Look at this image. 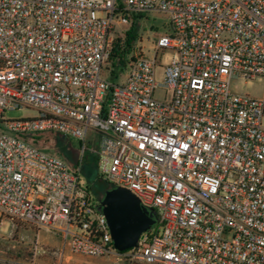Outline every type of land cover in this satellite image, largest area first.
<instances>
[{"label": "built area", "instance_id": "2783aa9c", "mask_svg": "<svg viewBox=\"0 0 264 264\" xmlns=\"http://www.w3.org/2000/svg\"><path fill=\"white\" fill-rule=\"evenodd\" d=\"M146 14L168 18L167 32L151 57L133 42L121 80L107 81L115 39ZM257 76L264 0H0V224L57 235L90 257L264 264V94L229 89ZM22 108L37 116H3ZM44 133L78 142L73 170L30 141ZM85 158L152 212L135 247L114 249L79 176Z\"/></svg>", "mask_w": 264, "mask_h": 264}, {"label": "rangeland", "instance_id": "374dc122", "mask_svg": "<svg viewBox=\"0 0 264 264\" xmlns=\"http://www.w3.org/2000/svg\"><path fill=\"white\" fill-rule=\"evenodd\" d=\"M168 24L169 19L162 15H143L137 19V38L134 44L141 47L145 56H153V51L150 49L151 44L155 36L167 32ZM171 56L170 53H165L161 57L160 63L156 65L155 81L157 83L163 82V68L169 63ZM103 73L109 82L118 83L121 80V74L117 78H113L105 72ZM229 89L236 94L259 98L264 94V77L257 76L247 80L232 79L229 82ZM155 96L163 95L160 90H155ZM3 116L7 120L34 118L37 116V111L31 108L6 110ZM261 126L264 128V114L261 117ZM36 145L57 155L70 170L77 166L79 145L75 139H62L55 134L44 133L39 136ZM95 173L94 161L85 158L79 173L81 182L90 185L91 196L99 199L105 191L106 185L103 179L95 176ZM34 243L39 248L34 258L35 264H143L125 256L120 258L90 257L74 254L67 249H62L59 236L32 228L26 229L21 225L13 226L9 220H3L0 224V264L26 263L31 257Z\"/></svg>", "mask_w": 264, "mask_h": 264}, {"label": "water", "instance_id": "95a60500", "mask_svg": "<svg viewBox=\"0 0 264 264\" xmlns=\"http://www.w3.org/2000/svg\"><path fill=\"white\" fill-rule=\"evenodd\" d=\"M115 250L122 252L135 247L139 235L154 223L151 211L142 208L126 189H106L99 199Z\"/></svg>", "mask_w": 264, "mask_h": 264}, {"label": "trees", "instance_id": "16d2710c", "mask_svg": "<svg viewBox=\"0 0 264 264\" xmlns=\"http://www.w3.org/2000/svg\"><path fill=\"white\" fill-rule=\"evenodd\" d=\"M139 15L132 17V22L129 26V29L125 32L123 38H116L114 41V47L113 51L111 53V66L115 68L114 77H117V74L123 70L126 64V59L128 57L129 51L131 49V46L133 42L137 38V19L139 18ZM41 134H37L30 137V141L36 145V142ZM37 146V145H36ZM38 147V146H37ZM41 148V147H40ZM96 177H99L97 173H95ZM105 190L110 189L111 187L105 182ZM86 188L88 190H91L90 185L86 184ZM102 197V196H101ZM100 199V198H99Z\"/></svg>", "mask_w": 264, "mask_h": 264}, {"label": "crops", "instance_id": "0c3cea01", "mask_svg": "<svg viewBox=\"0 0 264 264\" xmlns=\"http://www.w3.org/2000/svg\"><path fill=\"white\" fill-rule=\"evenodd\" d=\"M18 225L20 226V224H18ZM18 225H16V226H18ZM21 226H22V225H21ZM25 228H26V229H29V226H25Z\"/></svg>", "mask_w": 264, "mask_h": 264}]
</instances>
